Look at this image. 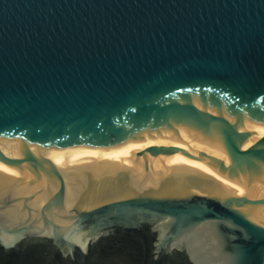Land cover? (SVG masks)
Instances as JSON below:
<instances>
[{
  "label": "water",
  "instance_id": "95a60500",
  "mask_svg": "<svg viewBox=\"0 0 264 264\" xmlns=\"http://www.w3.org/2000/svg\"><path fill=\"white\" fill-rule=\"evenodd\" d=\"M0 264H264V0H0Z\"/></svg>",
  "mask_w": 264,
  "mask_h": 264
}]
</instances>
